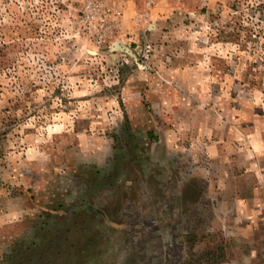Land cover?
Returning a JSON list of instances; mask_svg holds the SVG:
<instances>
[{
    "label": "clouds",
    "instance_id": "obj_1",
    "mask_svg": "<svg viewBox=\"0 0 264 264\" xmlns=\"http://www.w3.org/2000/svg\"><path fill=\"white\" fill-rule=\"evenodd\" d=\"M0 50V264L34 239L30 203L122 193L189 209L171 264H264V0H0ZM129 134L140 167L105 183ZM69 240L56 264L148 259L135 235Z\"/></svg>",
    "mask_w": 264,
    "mask_h": 264
},
{
    "label": "rangeland",
    "instance_id": "obj_2",
    "mask_svg": "<svg viewBox=\"0 0 264 264\" xmlns=\"http://www.w3.org/2000/svg\"><path fill=\"white\" fill-rule=\"evenodd\" d=\"M206 10L201 9L202 12ZM153 30L154 26L147 29ZM125 39L128 40L130 37ZM252 39L255 42V37ZM136 48L135 41L126 43L125 40L117 39L112 42L110 50L113 55L130 59L136 67L143 68V57L138 55ZM94 54L89 52V55ZM123 71L122 68L121 72ZM232 72H235L234 67ZM235 83L239 84L240 81ZM215 87L218 89L219 85ZM2 91L3 85L0 84V92ZM59 93L60 89L57 88L54 95ZM231 95L235 97L236 92H231ZM254 114L264 115V111L256 109ZM8 131L10 128L0 133V138L6 137ZM147 137L149 140L158 139L154 129L148 130ZM125 144L127 151L117 153L111 164L112 175L103 177L105 183L113 182L121 172L139 169L142 146L136 143V138L131 134L127 136ZM28 192L31 193L32 189L28 188ZM31 201H36L34 194ZM30 206L37 208L32 217L26 218L27 227L31 229L34 239L31 244H17L16 264H56L66 247L72 243L70 237L74 239L76 245L86 248L94 246L104 235L109 234L121 238L138 236L148 257L145 264H171L176 234L183 228L186 219H190L187 208L177 214H172L169 209L147 211L134 193H122L106 204L96 203L91 198L66 204L59 195H56L49 197L47 201L40 200L38 206L35 203H30ZM170 207L175 209L176 205Z\"/></svg>",
    "mask_w": 264,
    "mask_h": 264
}]
</instances>
